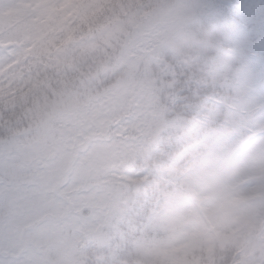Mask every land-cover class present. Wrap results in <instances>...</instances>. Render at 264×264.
<instances>
[{
	"label": "clouds",
	"instance_id": "1",
	"mask_svg": "<svg viewBox=\"0 0 264 264\" xmlns=\"http://www.w3.org/2000/svg\"><path fill=\"white\" fill-rule=\"evenodd\" d=\"M0 264H264V0H0Z\"/></svg>",
	"mask_w": 264,
	"mask_h": 264
}]
</instances>
